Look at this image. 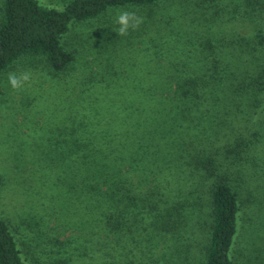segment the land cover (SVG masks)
<instances>
[{"label": "trees", "instance_id": "trees-1", "mask_svg": "<svg viewBox=\"0 0 264 264\" xmlns=\"http://www.w3.org/2000/svg\"><path fill=\"white\" fill-rule=\"evenodd\" d=\"M164 1L68 0L57 9L0 0V73L26 56L61 71L73 60L63 41L71 25L108 8ZM150 17L145 29L158 22ZM249 42L208 40L201 57L177 72H91L79 80L78 135L63 157L77 173L78 216L99 218L114 233L136 228L142 216L169 233L205 202L203 264L234 263L238 238L253 226L244 211L264 202V36L258 31ZM26 262L0 219V264Z\"/></svg>", "mask_w": 264, "mask_h": 264}, {"label": "rangeland", "instance_id": "rangeland-1", "mask_svg": "<svg viewBox=\"0 0 264 264\" xmlns=\"http://www.w3.org/2000/svg\"><path fill=\"white\" fill-rule=\"evenodd\" d=\"M39 1L62 9L68 0ZM219 4L166 0L151 8H108L71 25L63 41L73 60L65 69L26 56L0 73V219L27 264H203L205 202L179 230L157 233L150 218L137 216L140 227L114 233L99 218L78 216L77 173L63 157L78 135L79 80L91 72H177L201 57L208 40L243 35L251 43L258 31L264 36V0ZM123 10L158 22L119 38L114 20ZM12 71H30L31 80L14 90L7 79ZM252 205L243 217L253 226L238 238L233 264H264V202Z\"/></svg>", "mask_w": 264, "mask_h": 264}, {"label": "clouds", "instance_id": "clouds-1", "mask_svg": "<svg viewBox=\"0 0 264 264\" xmlns=\"http://www.w3.org/2000/svg\"><path fill=\"white\" fill-rule=\"evenodd\" d=\"M114 23L117 25L115 33L118 36H127L130 32L137 31L144 23L143 17L133 11H119L115 17ZM9 84L14 90H19L31 80L30 71H12L7 75Z\"/></svg>", "mask_w": 264, "mask_h": 264}, {"label": "crops", "instance_id": "crops-1", "mask_svg": "<svg viewBox=\"0 0 264 264\" xmlns=\"http://www.w3.org/2000/svg\"><path fill=\"white\" fill-rule=\"evenodd\" d=\"M115 25V24H114Z\"/></svg>", "mask_w": 264, "mask_h": 264}]
</instances>
